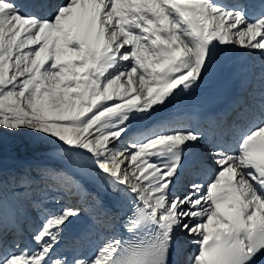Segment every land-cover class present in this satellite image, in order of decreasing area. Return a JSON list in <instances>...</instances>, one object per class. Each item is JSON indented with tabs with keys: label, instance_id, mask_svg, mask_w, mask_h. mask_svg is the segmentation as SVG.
Wrapping results in <instances>:
<instances>
[{
	"label": "snow or ice",
	"instance_id": "1",
	"mask_svg": "<svg viewBox=\"0 0 264 264\" xmlns=\"http://www.w3.org/2000/svg\"><path fill=\"white\" fill-rule=\"evenodd\" d=\"M237 50L264 0H0V264H264V65L206 128L155 119Z\"/></svg>",
	"mask_w": 264,
	"mask_h": 264
},
{
	"label": "bare ground",
	"instance_id": "2",
	"mask_svg": "<svg viewBox=\"0 0 264 264\" xmlns=\"http://www.w3.org/2000/svg\"><path fill=\"white\" fill-rule=\"evenodd\" d=\"M262 65L264 61L258 55H241L238 50L228 58L217 54L201 86L178 104L157 113L155 119L163 120L180 113L186 117V120L193 122V129L206 128L207 121L219 115L227 102L241 92L243 81L260 74ZM199 151L188 156L190 165L198 160ZM35 153L36 147L29 137H9L2 146L3 162L9 171L31 160ZM90 192L95 202L105 206L94 192ZM73 201L76 203L75 200Z\"/></svg>",
	"mask_w": 264,
	"mask_h": 264
},
{
	"label": "rangeland",
	"instance_id": "3",
	"mask_svg": "<svg viewBox=\"0 0 264 264\" xmlns=\"http://www.w3.org/2000/svg\"><path fill=\"white\" fill-rule=\"evenodd\" d=\"M186 124H187V123H186ZM187 125H188V124H187ZM188 126H189V125H188ZM207 145H208V142H207V141H204L201 150L203 149V147H206ZM18 167H19V166H18ZM190 172H191V170H190L187 174H185V175L183 176L182 180L180 181L181 185H183V183H184L186 180H187L186 183H188V182L190 181V179L192 178ZM69 202H70V203H74L73 200H72V201H69ZM29 215H31V212H29ZM29 226H30V217L28 216V218H27L26 221H25V227H26V228H29ZM23 239L25 240V242L27 241V233H26V232L24 233ZM183 247H184V250H185V255H187V254L190 252V250H191V246L185 243V244L183 245Z\"/></svg>",
	"mask_w": 264,
	"mask_h": 264
}]
</instances>
